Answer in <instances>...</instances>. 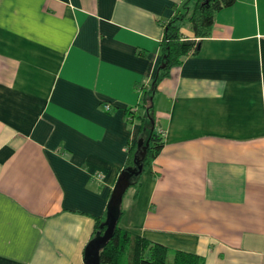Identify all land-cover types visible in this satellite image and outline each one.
<instances>
[{"label": "crops", "instance_id": "1", "mask_svg": "<svg viewBox=\"0 0 264 264\" xmlns=\"http://www.w3.org/2000/svg\"><path fill=\"white\" fill-rule=\"evenodd\" d=\"M184 1L0 0V264H84L128 147L152 131L164 147L120 227L203 264H264V0L215 15L142 125Z\"/></svg>", "mask_w": 264, "mask_h": 264}, {"label": "trees", "instance_id": "2", "mask_svg": "<svg viewBox=\"0 0 264 264\" xmlns=\"http://www.w3.org/2000/svg\"><path fill=\"white\" fill-rule=\"evenodd\" d=\"M235 2L236 0H185L177 14L165 24L164 36L161 42V60L151 83V88L147 93L144 113L140 116L142 125H148L153 118L151 98L153 92L156 91L157 84L167 76L169 70L178 66L181 60L190 52L196 53L200 41L209 37L215 15L233 6ZM185 25H189L194 34V40L182 39L181 30ZM163 65L164 68L161 69L160 66ZM135 114L136 111H129L128 119H126L129 124ZM146 141H148V146L144 156L138 157L141 159L143 166L142 172L160 154L164 147L161 136L153 131ZM127 150L128 163L125 168L133 166L134 156L137 152V142L128 147ZM138 178L133 185L137 183ZM122 214L121 210L113 236L99 252L100 264H203L202 258L184 251H175L169 262L167 247L153 243L119 226ZM104 219L105 215L102 219H96L94 236L99 231ZM103 232L104 228L101 229V234Z\"/></svg>", "mask_w": 264, "mask_h": 264}, {"label": "water", "instance_id": "3", "mask_svg": "<svg viewBox=\"0 0 264 264\" xmlns=\"http://www.w3.org/2000/svg\"><path fill=\"white\" fill-rule=\"evenodd\" d=\"M160 68L163 69L164 65L160 66ZM152 130L153 128L151 131ZM147 146L148 141L144 142L142 138L138 139L137 152L134 156L133 166L123 169L119 174L106 207L105 219L100 225L99 231L85 248L84 264H100L99 252L113 236L120 217L124 194L127 189L136 182V179L142 173L143 166L141 164V159L138 157L144 156ZM103 228L104 232L101 234V229Z\"/></svg>", "mask_w": 264, "mask_h": 264}, {"label": "rangeland", "instance_id": "4", "mask_svg": "<svg viewBox=\"0 0 264 264\" xmlns=\"http://www.w3.org/2000/svg\"><path fill=\"white\" fill-rule=\"evenodd\" d=\"M141 102L140 101H138V105L140 106L141 104H140ZM135 185H132V186H130L128 189H127V191H126V193L124 194V196H123V200H122V205H121V210H122V213H123V211L125 210L124 209V207H125V200L127 199V197L132 193V189H134L133 187H134ZM103 223V222H102ZM119 226H120V224H119ZM172 254L173 253H169V257H168V261L170 262L171 261V257H172Z\"/></svg>", "mask_w": 264, "mask_h": 264}, {"label": "built area", "instance_id": "5", "mask_svg": "<svg viewBox=\"0 0 264 264\" xmlns=\"http://www.w3.org/2000/svg\"><path fill=\"white\" fill-rule=\"evenodd\" d=\"M104 110H105L106 112H109V111H110V107H109L108 105H105V106H104ZM159 135H162V132H160ZM98 177L101 178V176H98Z\"/></svg>", "mask_w": 264, "mask_h": 264}]
</instances>
